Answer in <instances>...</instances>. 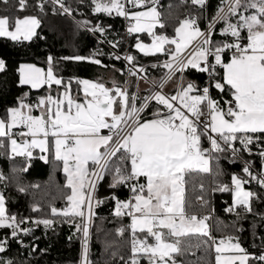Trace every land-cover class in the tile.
Returning <instances> with one entry per match:
<instances>
[{"label": "snow or ice", "instance_id": "1", "mask_svg": "<svg viewBox=\"0 0 264 264\" xmlns=\"http://www.w3.org/2000/svg\"><path fill=\"white\" fill-rule=\"evenodd\" d=\"M47 3L54 6V13L70 16L74 11L65 0H36L35 7L44 13ZM0 4L5 6L0 14V38L17 43L43 38L37 31L41 26L37 15L12 14L10 0H0ZM90 4L94 14L129 21L127 32L136 34L135 49L145 56L167 55L169 59L161 65H151L167 71L159 81L152 80L136 56L113 53V59H124L129 65V78H136V91L130 92V79L123 85L112 80L108 87L100 80L65 79L56 71L61 62L110 67L99 58L104 55L99 50L87 56L49 54L46 69L31 63L19 65L17 86H27L29 91L0 114V155L23 159V166L12 169L14 173L27 172L34 158L58 162L66 190L59 198L66 206L50 204V215L44 218L18 217L9 211L7 197L0 191V229L10 230L0 237V264H17L7 257L10 241L23 245L21 234L30 236L34 231L23 226L29 222L53 231L58 223L74 226L73 235L79 233L81 240L80 264H95L89 252L96 209L108 202L114 204L113 216L122 221L116 235L123 238L128 233L130 254H121L119 245L106 239L109 258L104 264H212L206 256L187 259L200 249L214 251L215 264H264V252L249 253L238 236L217 238L207 223L211 216L193 210L196 203L210 205L213 193H231L232 204L226 212L238 219L252 213L264 222V213L253 209V201L264 200V0H219L211 16L205 15L209 0H181L182 5L200 11L177 18L172 36L155 31L167 24L161 19L159 0H90ZM16 6L20 12L31 7L27 0H16ZM201 20L207 21L206 27H201ZM78 24L101 36L111 27L89 20ZM141 33L151 37L150 44L140 39ZM109 43L118 48L121 41ZM111 67L123 75L122 69ZM7 71L6 60L0 58V74ZM185 72L203 74L206 80L202 84L187 80ZM173 80L176 91L164 92ZM140 81L153 84L155 90L148 89L141 96ZM40 89L44 94L31 99V91ZM245 154L259 157L258 171H253L254 161L245 159ZM222 159L240 162L243 175L232 173L231 183H224ZM106 179L111 191L101 195ZM8 180L0 170V184L6 188ZM253 181L261 192L245 188ZM17 187L21 193L28 190L19 183ZM122 189L127 190L124 198ZM190 191L198 194L191 198ZM32 211L42 209L33 205ZM97 231L104 229L97 227Z\"/></svg>", "mask_w": 264, "mask_h": 264}, {"label": "trees", "instance_id": "2", "mask_svg": "<svg viewBox=\"0 0 264 264\" xmlns=\"http://www.w3.org/2000/svg\"><path fill=\"white\" fill-rule=\"evenodd\" d=\"M27 2L31 7L27 8L24 12L16 10V7H18L16 6V0H10L8 7L14 15H37L41 19V26L37 31L43 38H34L31 42L24 41L20 43L10 41L7 38H0V58H4L8 65V71L0 74V114H3L4 109L15 102L17 96L29 91L27 86L23 88L17 86L19 77L16 69L20 63L32 62L39 66L47 67L46 57L49 54L56 57L72 54L87 56L91 52L101 49L99 41L86 28L80 26L78 22L66 14L54 13L51 3L45 4L44 13H40L35 7L36 0H27ZM65 3L72 9H77L76 16L81 21L89 20L92 24L102 22L105 26L111 25L103 37L108 41L120 40V48L127 44L134 56H136L139 64L166 56L163 54L145 56L143 53H140L134 47L136 34L125 33L122 17L110 18L103 14H94L91 10L90 0H84L83 3L80 0H65ZM218 4L219 0H209L210 6L206 12V16L213 15ZM169 5H172V7L169 8ZM4 7V5L0 4V14H4ZM158 10L163 14L161 19L167 21V24L165 29L161 30L157 28L156 30L172 34L174 33V26L178 25L179 19L185 13L192 10V6L190 4L182 5L181 0H161L160 5H158ZM198 11L200 10H195L196 13ZM203 26L204 20H201V27L203 28ZM139 36L143 42L149 43L150 36L146 33H141ZM99 58L102 59L104 64L110 67L114 65L122 69L121 63L115 59H109L103 55ZM145 67L147 68L146 74L148 77L157 78L165 71V68L162 66L152 68L150 64H147ZM108 68L89 63L61 62L57 66L56 71L65 79L79 77L82 79L101 80L104 78V70ZM118 74L123 79L122 84H124V71L123 75L120 72ZM184 74L188 78L195 79L197 83H201L204 80L203 74L195 72L191 74L185 72ZM147 91L148 88L142 87L139 93L143 96ZM41 94H44V89L32 90L30 98L35 99L36 96ZM214 95L217 94L214 92ZM151 110L150 108L148 113ZM256 161L257 165L260 166L259 157H256ZM220 164L225 172V175L220 178L224 183H231L232 173L243 175L242 164L240 162L232 164L222 159ZM18 166H23L22 158L17 157L15 160H11L7 156L0 155V170L9 177L7 181L8 186L5 188L4 184H0V191H4L7 197V206L10 212L17 214L18 217L37 219L50 215V204H53L57 208H63L66 205L65 201L59 198L62 191L66 190L63 189L65 177L63 172L58 168V162L52 161L51 163H45L34 158L27 172L14 173L12 169ZM210 179L206 180V186L210 184ZM18 183L27 187L28 190L26 193L18 191ZM107 183L108 181L106 179L101 184V195L110 193L111 190L107 187ZM37 184L40 185L39 188L30 187L31 185ZM245 186L252 191H262L255 181ZM126 192V189L121 190L120 195L122 198L126 195ZM188 194L191 198H194L198 193L190 191ZM209 199L214 211L211 217L212 233L214 236L218 238L227 234H234L240 238L241 244L249 253L259 255L261 252H264V243L261 241V237H264V222L258 216L252 213H246L243 219H238L234 213L226 212L225 208L232 204L231 193L216 192ZM33 205H38L42 211L33 212ZM210 205L200 207L196 203L193 210L196 212L207 210ZM113 208L114 204L108 202L96 209L97 218L95 220V226L92 229L93 235L89 252V258L95 264H104V261L109 258V254L105 251L104 247L106 239L108 241H115L119 245L121 254L125 256L130 254L127 244L128 233H125L123 238L117 236L115 233V229L120 226L122 221L113 216ZM253 209L256 213H264V200L253 201ZM56 219L59 218L57 217ZM123 223H128L127 218L123 220ZM253 225L256 226L253 227ZM23 226L34 227V231L30 236H23L21 234L23 245L14 240L10 241L9 251L7 252L8 258H12L17 264H77L79 251V239L77 237L79 233L73 235L76 232L74 226L70 227L66 223H58L54 231L52 229H45L43 225L35 227L31 222ZM97 227L103 228L104 231L98 232ZM241 227L243 231H236L237 228ZM8 234H10L9 229H0V237ZM69 236H72L71 241L68 239ZM32 246H37L36 251H32ZM113 250L116 249H110L109 252ZM213 252L208 251L206 253L204 249H200L196 251L195 256L189 254L187 259L196 260L197 257L206 256L213 264ZM142 264H146V261H142Z\"/></svg>", "mask_w": 264, "mask_h": 264}, {"label": "built area", "instance_id": "3", "mask_svg": "<svg viewBox=\"0 0 264 264\" xmlns=\"http://www.w3.org/2000/svg\"><path fill=\"white\" fill-rule=\"evenodd\" d=\"M160 2H161V0H159V5H160ZM52 5V4H51ZM53 6V5H52ZM54 7V6H53ZM195 10H197L195 7H193L192 6V10L191 11H189V12H187V13H185L182 17H181V19H183L188 13H192V14H196V12H195ZM76 12H77V9L76 8H74V11L72 12V15H67V16H69L70 18H72L73 20H75L76 22H79V21H81L79 18H77V16H76ZM205 15H206V13H205ZM122 21H123V25H124V30H125V33L126 34H128V32H127V27H128V25H129V21H127V20H125L123 17H122ZM206 23H207V21L206 20H204V26L203 27H206ZM85 28V27H84ZM89 31V30H88ZM155 31L156 32H159V31H157L156 29H155ZM91 34H92V36L94 37V38H96L98 41H99V43H100V50L99 51H101L102 53H104V55L103 56H105L106 58H109V59H113L112 58V54L113 53H116V54H119L121 57H123V56H125V55H127V54H132V55H134L133 54V52L130 50V48L128 47V45L127 44H125L123 47H118V48H113L112 46H111V44L109 43V41L108 40H106L103 36H101L99 33H96V34H93L91 31H89ZM161 32V31H160ZM165 33V32H164ZM167 35H169V36H172V35H174V33H172V34H168V33H166ZM101 41H103V42H101ZM144 43H146V42H144ZM151 43V37H150V41H149V44ZM173 47V46H172ZM167 59H169V57L166 55V56H164V57H162V58H160V59H157V60H151V61H149V62H145V63H141L140 65H143V66H145V65H147V64H150V65H152V64H158V65H161L162 64V62L163 61H165V60H167ZM118 62H120L121 63V65H122V69H123V71H124V82L126 81V80H129L130 79V83L132 84V87H131V90H130V92H135L136 91V87H135V84H136V78L135 77H132V78H129V76H128V73H127V67L129 66V65H127V62L124 60V59H121V60H117ZM166 69H165V71L159 76V77H157V78H154V77H150L152 80H156V81H159L160 80V78L162 77V76H164V74L166 73ZM177 76H179L180 75V73H177L176 74ZM184 76H185V74H184ZM186 77V76H185ZM186 79L187 80H191L192 78H188V77H186ZM206 80V76L204 75V80L201 82V84L204 82ZM142 87H146V88H148V89H153V90H155L154 89V86H153V84H151V83H145L144 81H140V83H139V90H140V88H142ZM176 89H177V81L176 80H173V81H171V82H169L168 84H166L165 85V87H164V89H163V91L164 92H167V93H170V94H172V93H174L175 91H176ZM148 94V91L144 94V95H147ZM143 95V96H144ZM139 103H140V101H137V104L139 105ZM150 113H145V115H149ZM256 157H258V156H252V157H248L247 156V154H245V159H251V160H253L254 161V165H253V171L255 172V171H258L259 169H260V166H258L257 165V161H256ZM242 167H243V165H242ZM127 196V192H126V195L124 196V197H126ZM123 197V198H124ZM113 210H114V208H113ZM199 213H201V214H207V215H210L211 217H212V215H213V213H214V211H213V208H212V206L210 205V207H209V209H207V210H203V211H198ZM128 221V220H127ZM208 224H209V226H210V229H211V231H212V225H211V219L207 222ZM80 259H81V240L79 239V251H78V258H77V260H78V264H80Z\"/></svg>", "mask_w": 264, "mask_h": 264}, {"label": "crops", "instance_id": "4", "mask_svg": "<svg viewBox=\"0 0 264 264\" xmlns=\"http://www.w3.org/2000/svg\"><path fill=\"white\" fill-rule=\"evenodd\" d=\"M22 63H31V64H34V63H32V62H22ZM22 63H20V64H22ZM19 64V65H20ZM37 65V64H36ZM38 67H41V68H45L46 69V67H42V66H39V65H37ZM19 67V66H18ZM115 68L116 69H120V68H117L116 66H115ZM107 76H109L110 77V79H111V82H112V80H116V81H118L121 85H123L122 84V78H121V76L118 74V72H114L113 70H112V67H110V68H108V69H105L104 70V78H102V79H105ZM18 77H19V74H18ZM101 79V80H102ZM96 80H98V79H96ZM106 131V130H105ZM34 155H36V153H34ZM66 206V205H65ZM64 206V207H65ZM63 207V208H64ZM227 235H233V236H235L234 234H227ZM227 235H224V236H227ZM224 236H221V237H224ZM218 238H220V237H218ZM241 243V242H240ZM241 246L242 247H244L242 244H241ZM213 264H215V253L213 252Z\"/></svg>", "mask_w": 264, "mask_h": 264}, {"label": "rangeland", "instance_id": "5", "mask_svg": "<svg viewBox=\"0 0 264 264\" xmlns=\"http://www.w3.org/2000/svg\"><path fill=\"white\" fill-rule=\"evenodd\" d=\"M149 44V43H148ZM174 47V46H173ZM83 79H89V78H83ZM89 80H93V81H96V79H89ZM100 81H102V82H104L105 84H106V86H108V87H111L112 85H111V79H110V77L109 76H107L105 79H102V80H100ZM245 188L246 189H249L247 186H245ZM220 238H221V236H220ZM90 259V258H89ZM77 264H78V260H77Z\"/></svg>", "mask_w": 264, "mask_h": 264}]
</instances>
